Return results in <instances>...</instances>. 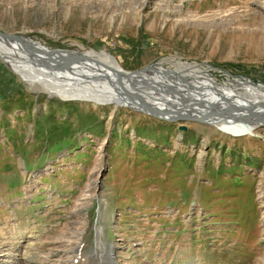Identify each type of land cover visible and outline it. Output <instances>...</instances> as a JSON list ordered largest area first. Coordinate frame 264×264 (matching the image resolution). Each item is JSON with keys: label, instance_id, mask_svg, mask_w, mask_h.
Masks as SVG:
<instances>
[{"label": "rangeland", "instance_id": "1", "mask_svg": "<svg viewBox=\"0 0 264 264\" xmlns=\"http://www.w3.org/2000/svg\"><path fill=\"white\" fill-rule=\"evenodd\" d=\"M0 30L264 84V0H0ZM27 86L0 60V264H110L112 246L116 264H264V126L232 136Z\"/></svg>", "mask_w": 264, "mask_h": 264}, {"label": "bare ground", "instance_id": "2", "mask_svg": "<svg viewBox=\"0 0 264 264\" xmlns=\"http://www.w3.org/2000/svg\"><path fill=\"white\" fill-rule=\"evenodd\" d=\"M30 42H32V45L29 44ZM34 45V40L26 35H22L19 33L3 32L0 30V60L2 61V63L7 67V69L13 71L14 75L16 74L22 80L27 81L28 84H30V87L37 90L45 91L48 95L52 94V96L55 97L67 98L70 96L79 97L81 95L80 97H84L81 98L83 101H89L93 104H113L116 105V107L122 106L117 104L123 98L120 96L119 86L115 84L116 76L114 75L115 73H117L116 70H122L123 72L129 73L131 75V80L145 82L149 81L152 84V86H149L150 84L146 85L147 88L144 89L150 93L146 94L145 96L154 98V100L147 99L148 102L152 103H155V101H158L157 103H163L164 99H166L165 97L169 96L170 98H172L171 102L177 106L179 105L180 101L181 107H197L202 103L214 101L217 107L222 110L235 107H242L240 110L241 112L246 111L245 106L247 105L258 106L259 102L264 103V84H258L262 87H254L255 84L250 82L248 83L244 80L239 81L237 79H229L227 78L228 76L226 74V78L223 81L218 82L215 80V77H213L208 71L203 69L200 70L199 66L195 63L181 61L179 58L176 57L172 58L178 61L170 59L164 60V62L166 61V63L170 64L168 65L169 67H164L159 60L153 63V65L154 67L160 68L161 70L168 68L177 71L178 74H181L180 77L183 78L174 79L175 77H168L163 80L159 79V81L157 82L154 80L158 79L159 77L155 74L149 75L147 74V72L132 73L133 71L124 70L120 67L115 57L112 56L110 53H100L93 50L81 53H79L78 51L65 52L67 50L63 49H60V52L58 50V52L49 50L51 51L50 53L55 56L60 54H73V56H71L73 58L79 56L85 60L80 61L79 66L77 68L82 71H87L88 73H90V75L93 73L97 74V78L95 80H90V82L93 83L91 85H94V87L88 86L85 89L79 90L81 89L80 87L75 86L74 84L72 86L71 84H68V81H70L68 80V77H59V75L55 76L52 74L44 73L42 71L40 72V68L37 67L38 64L35 61L29 59L24 54L25 52L23 51V48L27 51H31L32 53H40V55H45V53L48 52L46 50L50 48L43 46V48L38 49ZM7 48H9V51L7 50ZM99 61L104 63L105 65H108L110 68H114V70L111 69L113 72L107 70L104 73L100 74L99 72L101 70L97 69L98 66L93 63ZM60 78H65L62 80L66 81L60 80V82H57ZM183 80L184 82H182ZM121 84L125 87L128 86L125 81H121ZM75 90H77V92ZM166 100L168 101L171 99ZM226 101L232 102L231 105L225 103ZM252 103L256 104L253 105ZM152 106L154 107L156 105ZM164 106L170 107L171 105L165 103ZM224 122L222 123L220 120L218 122H215L213 126H215L214 128H216L217 130L221 129L220 131L232 136H236L238 135V133L240 135L247 134V130L251 128L250 125L243 126L237 123H233L231 121ZM253 129H250L249 131H251L252 133ZM79 244L80 243H78V245ZM105 253V259L110 260V264H116V252L114 250V247H110V249L108 251L106 250ZM24 255L27 256L28 252H24L21 256ZM101 259V256H99V264L102 263Z\"/></svg>", "mask_w": 264, "mask_h": 264}, {"label": "water", "instance_id": "3", "mask_svg": "<svg viewBox=\"0 0 264 264\" xmlns=\"http://www.w3.org/2000/svg\"><path fill=\"white\" fill-rule=\"evenodd\" d=\"M17 39V38H16ZM32 45V42L29 43ZM25 47V46H24ZM49 50H53L56 52H60V49H47V53L45 55H40V53H32L31 51H27L23 48L24 54L31 60L35 61L38 65L37 67L40 68V72L52 74L55 76H65L68 77V84H71V86L74 84L75 86L80 87L82 89L87 88L88 86L94 87L92 82L90 80H95L97 78V74H91L87 71L79 70L77 67L79 66L80 61L85 60L81 57H71L73 54H60V55H52ZM58 50V51H57ZM156 62V61H155ZM153 62V63H155ZM95 65H97V69H100L99 72L104 73L105 71L109 70L113 72L114 68H110L108 65H105L102 62H93ZM153 63H149L146 66H143L139 69L132 70V73L135 72H147L149 75H156L159 78L154 81H159V79L163 80L168 77H175L174 79H181L183 77H180L181 74H178L177 71H174L172 69H163L154 67ZM195 63V62H193ZM199 66L198 63H195ZM76 68V70H75ZM110 68V69H109ZM78 69V70H77ZM112 69V70H111ZM10 70V69H8ZM11 71V70H10ZM13 73V71H11ZM117 73L114 75L116 76V82L115 84L119 86V92L120 96L123 98L121 99L117 104L122 105L121 107L129 108L130 110L134 112H139L142 114H145L147 116H150L155 119L163 120L166 122H178V121H190V122H196L199 124H202L204 126H213L215 122H218L221 120L223 123L224 121H231L233 123H237L240 125H250L251 128L247 130L248 133H251L249 131L250 129L256 128L258 126H264V103L259 102L258 106H245V110L241 112L242 107H235V108H229V109H220L217 107V105L214 103V101H209L207 103H202L201 105L196 106H189V107H181L180 101L179 105H175L172 103V98L169 96H166V100L164 99L163 103H157L158 101H155V103L148 102L147 99L154 100V98H150L145 96L146 94H150L145 88H147L146 85L150 84L149 86H152V84L149 81H138V80H131V75L129 73H125L122 70H116ZM14 74V73H13ZM227 76H230V74H226ZM226 75L224 76L226 78ZM228 78V77H227ZM65 78H60V80ZM247 81L248 83L255 84L254 87H262L258 84L263 82H253L248 77L241 76L239 81ZM21 81V80H20ZM66 81V80H62ZM121 81H125L128 85L127 87L122 86ZM184 81V80H183ZM22 82V81H21ZM114 84V83H112ZM148 86V87H149ZM83 87V88H82ZM28 91L33 93L34 96H36L40 92H44L42 90H37L34 88H30L27 86ZM151 88V87H150ZM260 89V88H259ZM170 90V89H169ZM77 92V90H75ZM171 91V90H170ZM86 94V93H83ZM46 96L50 97L47 93ZM81 96V95H80ZM67 97V98H61L57 97L59 101H80V102H89V101H83L81 98L84 97ZM195 96V95H194ZM154 97V96H153ZM165 103H168V105H171L170 107L164 106ZM225 103L230 104L232 102L226 101ZM255 105L256 103H252ZM156 105V106H152ZM175 105V106H172ZM226 123V122H224ZM177 128L179 130H183L185 127L183 125H177ZM221 130V129H220ZM238 135H240L238 133Z\"/></svg>", "mask_w": 264, "mask_h": 264}, {"label": "trees", "instance_id": "4", "mask_svg": "<svg viewBox=\"0 0 264 264\" xmlns=\"http://www.w3.org/2000/svg\"><path fill=\"white\" fill-rule=\"evenodd\" d=\"M66 102H69V101H66Z\"/></svg>", "mask_w": 264, "mask_h": 264}]
</instances>
